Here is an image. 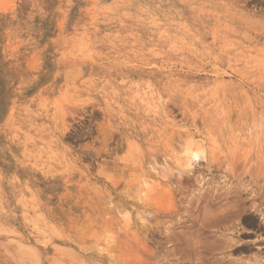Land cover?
I'll list each match as a JSON object with an SVG mask.
<instances>
[{"label": "rangeland", "instance_id": "rangeland-1", "mask_svg": "<svg viewBox=\"0 0 264 264\" xmlns=\"http://www.w3.org/2000/svg\"><path fill=\"white\" fill-rule=\"evenodd\" d=\"M241 185L264 188V0H0V264L249 262L258 213L250 238L214 217Z\"/></svg>", "mask_w": 264, "mask_h": 264}, {"label": "bare ground", "instance_id": "bare-ground-1", "mask_svg": "<svg viewBox=\"0 0 264 264\" xmlns=\"http://www.w3.org/2000/svg\"><path fill=\"white\" fill-rule=\"evenodd\" d=\"M236 189H235V191L233 193V196H230L232 198H229V201H230V199H232L231 200L232 203L230 202V204H232V205H230V206L228 205L223 210L218 212L217 215H219L220 218H219V216L216 215V213H215L214 217L215 218L218 217V219H221L223 221V223H224V227H222V231L223 232H225V233H233V231H235L234 233H236V235H238L240 233L239 234L240 236H242L244 238H250V237L254 236V234H253V232L251 230L248 231V229L253 228L254 230L257 229L256 231H258L259 229H263L262 228V224L261 225L260 224L256 225V220H255L254 216H252V214H250V215H248L250 217L249 220H246L247 222H245V223L242 221L240 223L241 228H239V231H236V228H235L236 224L233 221L241 220L240 219L241 214L246 212V211H249L248 213L257 212L258 215L260 216L263 224H264V188L256 189L255 191H250L249 193L247 192L248 194L245 193L246 189H245V187H242V185H241L240 188H238L239 189L238 191H236ZM247 204H249V206H246ZM221 220H219V221H221ZM254 227H256V228H254ZM227 237H226V235H223V238H226L227 241L234 240V239H230L232 237H230V238H227ZM225 241H223V242L225 243V247L227 248V246H229V243L227 245V242H225ZM231 242L235 243L236 245L239 244V243H236L234 241H230V244H232ZM250 244H245L244 243V244H240V245H238L236 247L233 246V248L235 247L233 249L234 251L230 252V253H236L238 255H242V254L249 253V252L251 253V251L254 250V248H253L254 245L252 247V245H250ZM261 244L264 245L263 243H261ZM231 250H232V248H231ZM262 252L263 251L260 252L261 254H257V255H260V256L255 255L256 254L255 253L254 254L255 256L253 255L254 257H252V258L250 257L251 259L248 258V260L250 259L249 262L240 261V262L234 263L231 260H230L231 262L230 261H225L226 259H223V260H224V262L226 264H264V253H262Z\"/></svg>", "mask_w": 264, "mask_h": 264}]
</instances>
